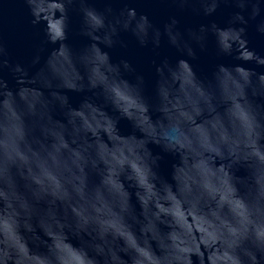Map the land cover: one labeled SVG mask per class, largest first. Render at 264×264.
<instances>
[{
    "label": "clouds",
    "instance_id": "1",
    "mask_svg": "<svg viewBox=\"0 0 264 264\" xmlns=\"http://www.w3.org/2000/svg\"><path fill=\"white\" fill-rule=\"evenodd\" d=\"M145 2L211 19L158 24ZM16 8L41 38L25 63L0 29V264H264V0H0V25ZM122 34L150 46L151 94L110 54Z\"/></svg>",
    "mask_w": 264,
    "mask_h": 264
},
{
    "label": "water",
    "instance_id": "2",
    "mask_svg": "<svg viewBox=\"0 0 264 264\" xmlns=\"http://www.w3.org/2000/svg\"><path fill=\"white\" fill-rule=\"evenodd\" d=\"M102 4H98L97 7H102ZM137 11H144L149 14V18L155 23L160 24L163 19H166L168 15L174 14L181 19V26L184 25H198L201 22H207L211 18H203L192 15L190 12H177L174 6H170L164 3L155 2H145L141 4ZM231 11L227 6L222 5L214 17L218 22H223L227 19L228 13ZM26 13L23 8H16L8 14V19L0 25L4 39L7 43V47L11 56L14 60H20L21 62L27 63L33 51L32 45L40 40V36L36 34V29L28 25L25 19ZM70 16V31L68 42L73 45L74 48H79L83 43L87 42L86 37H81L77 35V30L79 28L80 17L79 15L72 11L69 13ZM14 18V19H13ZM122 37L129 41L128 47L120 48L119 46L109 50L112 58L114 60L119 59L121 56L129 59L133 65L136 67L138 72H142L146 79V93L151 94L152 83L154 81V67L150 64V60L153 58V53L150 51V46L146 48H141L135 41L130 37V34H122ZM249 46L256 48L257 51L264 53V36H260L254 30L253 26H249L248 29ZM51 47V46H48ZM161 55H169L173 59L178 55L175 49L166 45V42L162 40ZM46 54V53H45ZM200 59L193 61L194 66L197 67L198 74L201 72L204 74L210 73L211 66L215 62L214 56L211 51L207 54H199ZM224 62L233 63H243L241 61H232L231 58H224ZM249 66V65H246ZM5 79L9 81L10 86L15 85V81L11 76L5 73ZM70 102L73 105H77L82 98V94L69 92ZM121 132L127 134L131 132L130 123L126 119H122L118 125ZM154 147V151L159 149ZM170 157H166L164 161L161 162V173L166 175L170 169ZM191 220V217L189 218ZM197 229L199 225H194Z\"/></svg>",
    "mask_w": 264,
    "mask_h": 264
}]
</instances>
